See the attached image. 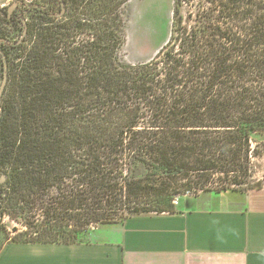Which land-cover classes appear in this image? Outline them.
<instances>
[{
  "label": "trees",
  "instance_id": "16d2710c",
  "mask_svg": "<svg viewBox=\"0 0 264 264\" xmlns=\"http://www.w3.org/2000/svg\"><path fill=\"white\" fill-rule=\"evenodd\" d=\"M129 1H31L20 52L0 51V216L26 219L11 241L264 187V0H173L170 39L136 63L119 55Z\"/></svg>",
  "mask_w": 264,
  "mask_h": 264
},
{
  "label": "crops",
  "instance_id": "0c3cea01",
  "mask_svg": "<svg viewBox=\"0 0 264 264\" xmlns=\"http://www.w3.org/2000/svg\"><path fill=\"white\" fill-rule=\"evenodd\" d=\"M177 212L94 227L77 242H15L0 264H264V187L179 198Z\"/></svg>",
  "mask_w": 264,
  "mask_h": 264
},
{
  "label": "rangeland",
  "instance_id": "374dc122",
  "mask_svg": "<svg viewBox=\"0 0 264 264\" xmlns=\"http://www.w3.org/2000/svg\"><path fill=\"white\" fill-rule=\"evenodd\" d=\"M15 1L17 0H0V38L7 40V42H2L1 48L6 57L9 58L15 57L20 50L14 48L9 42L21 40L24 22L29 19L31 11L26 6L27 3L34 1L37 5L44 6L55 12L61 11L60 0H20L19 7L15 8L11 13L13 22H9V8ZM173 5V0H130L122 7L124 44L120 49L119 55L124 62L146 61L155 56L168 42L172 29ZM69 6H71L70 3ZM80 8L82 9L83 7L81 6ZM23 17H25L24 22L22 20ZM1 59L2 55L0 54V86L4 74ZM253 146L261 147L264 152V133L254 134ZM254 161L258 164L255 178H262L264 175V156L254 159ZM191 196L194 197L193 195H186V197ZM182 197L184 195L178 197L177 201ZM25 220L19 219L18 221L20 222H17L7 214L0 216V247L9 240V237L15 234L13 226L25 228ZM96 226L92 224L91 230Z\"/></svg>",
  "mask_w": 264,
  "mask_h": 264
},
{
  "label": "water",
  "instance_id": "95a60500",
  "mask_svg": "<svg viewBox=\"0 0 264 264\" xmlns=\"http://www.w3.org/2000/svg\"><path fill=\"white\" fill-rule=\"evenodd\" d=\"M19 3H20V0H17L15 2H13V4L9 8V16L11 15L12 11L18 6ZM2 42H7V40H5L4 38H0V51H2L1 50V43ZM6 83H7V73L5 74V76L3 78V81L1 83V86H0V100H1L2 95L4 93V89H5Z\"/></svg>",
  "mask_w": 264,
  "mask_h": 264
},
{
  "label": "flooded vegetation",
  "instance_id": "af4514ba",
  "mask_svg": "<svg viewBox=\"0 0 264 264\" xmlns=\"http://www.w3.org/2000/svg\"><path fill=\"white\" fill-rule=\"evenodd\" d=\"M19 4H20V3H19ZM19 4H18V5H19ZM17 7H18V6H17ZM17 7H16V8H17ZM3 43H4V42H3ZM3 43H1V47H2V44H3ZM1 50H2V48H1Z\"/></svg>",
  "mask_w": 264,
  "mask_h": 264
}]
</instances>
